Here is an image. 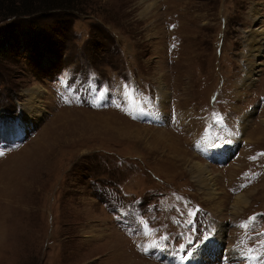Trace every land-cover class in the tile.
Wrapping results in <instances>:
<instances>
[{"label": "rangeland", "instance_id": "1", "mask_svg": "<svg viewBox=\"0 0 264 264\" xmlns=\"http://www.w3.org/2000/svg\"><path fill=\"white\" fill-rule=\"evenodd\" d=\"M70 1L16 19L0 42V264H264L239 252L247 231L264 237V138L254 140L264 135V47L249 43L264 37V0ZM125 85L164 120L126 116ZM209 106L218 134L194 146H235L221 161L192 149ZM195 160L212 168L218 198L191 173ZM243 193L248 205L235 211ZM124 225L146 241H130Z\"/></svg>", "mask_w": 264, "mask_h": 264}, {"label": "bare ground", "instance_id": "2", "mask_svg": "<svg viewBox=\"0 0 264 264\" xmlns=\"http://www.w3.org/2000/svg\"><path fill=\"white\" fill-rule=\"evenodd\" d=\"M257 33V32H256ZM257 35V34H256ZM259 35V34H258ZM258 37L256 38H251V40L249 41V43L251 44V50H252V45L254 44V47H255V51H258V54H260V50H263V47H264V37H261L260 39H257ZM263 39V40H262ZM257 41L259 44H257ZM250 66V65H249ZM247 67V66H246ZM250 69V68H249ZM252 69H254L252 71ZM251 70L248 71V75L249 77H251V83L254 82L253 80H255V71H256V68L255 66L252 67ZM161 91L164 92V94H166V92H168L167 90H164L163 87H160ZM42 112H39L38 115H41ZM245 116L241 117L242 119H244ZM248 119V118H247ZM264 122V120H263ZM240 128L242 129V133L244 132V126L243 124L241 123L240 125ZM145 130H141L138 132V135L142 134L141 132H144ZM264 135L262 134H259L257 139H254V140H260L263 137ZM249 139V138H248ZM253 139V138H252ZM172 142V141H171ZM173 143V142H172ZM175 144L178 145V143L175 142ZM178 148H176V151H177ZM225 148H219L217 149L215 152H214V159L216 161H221L223 158H225V156L227 155L225 153ZM226 154V155H225ZM229 154V153H228ZM214 160V161H215ZM224 160V159H223ZM199 161V160H198ZM197 160H195L194 164L191 166V173L194 174L195 178L197 179V181L199 182V185L201 187H203L204 189L207 190V193L208 195H210V198L212 199H215V198H218L216 194H218L217 192V188H216V184H215V176L212 172V168L206 164H202L201 162H198ZM203 162V161H202ZM13 170V169H12ZM254 191V190H253ZM253 191H250L253 192ZM246 194L243 193L241 194L240 196L237 197L236 199V202L233 206V208L236 210H238L239 208L241 207H244V206H247L248 203L246 202ZM222 227V226H221ZM221 230V228H220ZM223 230V229H222ZM223 236V235H222ZM221 237V235H220ZM219 236L215 238V240H212V241H209V248H210V252H213V253H218L219 252V249L215 246H213L215 243H222V239L220 238ZM220 241V242H219ZM213 243V244H212ZM219 245V244H218ZM201 255V254H200ZM198 257V256H197ZM202 255L199 256V259H202ZM204 259V258H203Z\"/></svg>", "mask_w": 264, "mask_h": 264}, {"label": "trees", "instance_id": "3", "mask_svg": "<svg viewBox=\"0 0 264 264\" xmlns=\"http://www.w3.org/2000/svg\"><path fill=\"white\" fill-rule=\"evenodd\" d=\"M72 5L70 0H0V42L1 49L6 48L7 38H12L11 26L16 27L18 18L45 14L57 9H68ZM10 23L9 33L3 29L4 24ZM12 27V28H13Z\"/></svg>", "mask_w": 264, "mask_h": 264}, {"label": "snow or ice", "instance_id": "4", "mask_svg": "<svg viewBox=\"0 0 264 264\" xmlns=\"http://www.w3.org/2000/svg\"><path fill=\"white\" fill-rule=\"evenodd\" d=\"M124 88H125L124 96H125V98H126V103H128V102L131 101L132 93L129 92V91L127 90V89H128V86H127V85H125ZM99 95H100L101 98H102V97H103V92H100ZM66 102H67V101H66ZM145 103H146V101H145ZM93 105H94V106H99V103H98L97 101L94 100V101H93ZM115 106H116V107H120L119 104H116ZM132 110H133V111H138L140 115H144V114H145L144 109H143L142 107H141V108H133ZM134 118H136V117L134 116ZM212 146H216V145L213 144ZM3 154H4L3 151H0V155H3ZM164 239H167V237H164ZM145 250H147V249H145Z\"/></svg>", "mask_w": 264, "mask_h": 264}]
</instances>
